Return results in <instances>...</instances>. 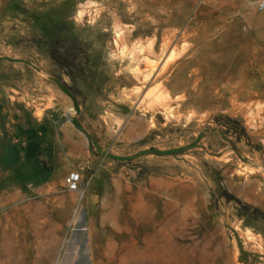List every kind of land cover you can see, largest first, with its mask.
I'll return each instance as SVG.
<instances>
[{"label":"rangeland","instance_id":"obj_1","mask_svg":"<svg viewBox=\"0 0 264 264\" xmlns=\"http://www.w3.org/2000/svg\"><path fill=\"white\" fill-rule=\"evenodd\" d=\"M255 1L0 0V264H264Z\"/></svg>","mask_w":264,"mask_h":264},{"label":"crops","instance_id":"obj_2","mask_svg":"<svg viewBox=\"0 0 264 264\" xmlns=\"http://www.w3.org/2000/svg\"><path fill=\"white\" fill-rule=\"evenodd\" d=\"M247 26L253 39L264 46V10L252 8L247 14Z\"/></svg>","mask_w":264,"mask_h":264},{"label":"water","instance_id":"obj_3","mask_svg":"<svg viewBox=\"0 0 264 264\" xmlns=\"http://www.w3.org/2000/svg\"><path fill=\"white\" fill-rule=\"evenodd\" d=\"M79 255L76 252V243L69 241L66 251L63 253L62 258L57 264H78Z\"/></svg>","mask_w":264,"mask_h":264},{"label":"built area","instance_id":"obj_4","mask_svg":"<svg viewBox=\"0 0 264 264\" xmlns=\"http://www.w3.org/2000/svg\"><path fill=\"white\" fill-rule=\"evenodd\" d=\"M254 8L257 11L264 10V0H256L255 3H254ZM76 181H77V177L74 176V175H70L66 179L67 188L70 189V190H74L76 188Z\"/></svg>","mask_w":264,"mask_h":264},{"label":"bare ground","instance_id":"obj_5","mask_svg":"<svg viewBox=\"0 0 264 264\" xmlns=\"http://www.w3.org/2000/svg\"><path fill=\"white\" fill-rule=\"evenodd\" d=\"M209 2V1H208ZM151 3V2H150ZM180 3V2H179ZM181 6H182V3H181ZM182 8V7H181ZM169 19V18H168ZM138 20V19H137ZM167 20V19H166ZM137 26V25H136ZM134 28V27H133ZM187 28V27H186ZM115 29H117L116 27H115ZM125 30V29H124ZM123 30V31H124ZM187 30V29H186ZM156 31V30H155ZM189 33V32H188ZM193 33V32H192ZM123 35V34H122ZM165 37V36H164ZM166 37H168V36H166ZM119 38V37H118ZM153 39V38H152ZM176 39V38H175ZM137 40V39H136ZM124 41V40H123ZM152 41V40H151ZM148 42V41H147ZM175 42V41H174ZM124 43V42H123ZM136 43V42H135ZM134 43V44H135ZM133 44V43H132ZM150 44V43H149ZM152 44V43H151ZM150 44V45H151ZM153 44H154V42H153ZM176 44V43H175ZM124 45V44H123ZM172 45V44H171ZM173 46V45H172ZM176 46V45H175ZM151 47V46H150ZM161 47V46H160ZM134 48V47H133ZM165 48V47H164ZM172 48V47H171ZM176 47H174V49H175ZM150 50H151V48H149ZM147 50V49H146ZM161 50V49H160ZM132 51V50H131ZM142 51H144V50H142ZM162 51V50H161ZM169 51V50H168ZM179 51V50H178ZM185 51V50H184ZM124 52V51H123ZM160 52V51H159ZM124 53H127V52H124ZM135 53V52H134ZM142 53V52H141ZM150 53L151 52H149V55H150ZM122 56V55H121ZM124 56H125V54H124ZM181 56V55H180ZM123 57V56H122ZM177 57V56H176ZM171 59V58H170ZM173 61H174V59H173ZM147 63V62H146ZM152 64H154V62H152ZM162 64V63H161ZM146 65V64H145ZM140 67V66H139ZM151 67H153V65L151 66ZM156 69V68H155ZM166 69V68H165ZM140 71V70H139ZM136 72V71H135ZM157 72V71H156ZM163 72V71H162ZM152 74H155V73H152ZM178 74V73H177ZM146 75V74H145ZM160 75V74H159ZM200 75V74H199ZM150 76V75H149ZM137 77H138V75H137ZM157 77V76H156ZM142 78H144L145 79V77H142ZM149 78V77H148ZM134 79V78H133ZM143 79V80H144ZM146 81H148V79L146 80ZM127 82V81H126ZM151 82V81H150ZM236 85V84H235ZM210 86V85H209ZM138 88V87H137ZM164 88V87H163ZM146 90V89H145ZM140 91V90H139ZM149 92V91H148ZM166 92H168V91H166ZM146 93H147V91H146ZM152 93V92H151ZM162 93H164L163 91H162ZM141 94V93H140ZM164 95V94H163ZM166 95H168V94H166ZM142 96V95H141ZM159 96H162V95H159ZM139 98V97H138ZM143 98V97H142ZM169 98V97H168ZM140 99H141V97H140ZM152 100H154V99H152ZM156 100V99H155ZM132 101V100H131ZM135 101V100H134ZM165 101V100H164ZM167 101H168V99H167ZM231 101V100H230ZM143 102H144V100H143ZM154 102V101H153ZM152 102V103H153ZM162 102V101H161ZM164 103V102H163ZM165 103H166V101H165ZM141 104V103H140ZM156 104V103H155ZM154 104V105H155ZM161 104V103H160ZM157 105V104H156ZM159 106V105H158ZM146 107H147V105H146ZM150 107V106H149ZM160 107H161V105H160ZM176 107H178V106H176ZM189 114V113H188ZM192 114V113H191ZM203 115V114H202ZM190 117V116H189ZM181 118V117H180ZM186 118V117H185Z\"/></svg>","mask_w":264,"mask_h":264},{"label":"trees","instance_id":"obj_6","mask_svg":"<svg viewBox=\"0 0 264 264\" xmlns=\"http://www.w3.org/2000/svg\"><path fill=\"white\" fill-rule=\"evenodd\" d=\"M66 57H67V58H68V57H72V59H74V58L76 57V55L74 54V56H73L72 54L69 53V54H67Z\"/></svg>","mask_w":264,"mask_h":264}]
</instances>
